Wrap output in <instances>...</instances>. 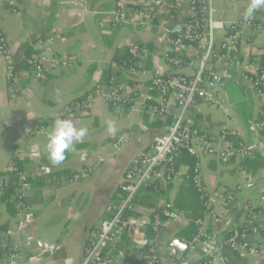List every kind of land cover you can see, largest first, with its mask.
Here are the masks:
<instances>
[{
    "label": "crops",
    "instance_id": "1",
    "mask_svg": "<svg viewBox=\"0 0 264 264\" xmlns=\"http://www.w3.org/2000/svg\"><path fill=\"white\" fill-rule=\"evenodd\" d=\"M247 3L248 0H212L215 19L225 27L215 31L210 62L220 71L224 82L214 84L220 105L199 101L198 127L220 144L218 134L224 128L239 141L257 144V151L264 154V130L251 129L253 123L264 122V92L257 93L241 79L243 69L249 68L251 62L264 60V9L251 18L253 23L242 33L239 50L234 53L239 64L229 67L221 47L231 24L238 19L245 20ZM128 7L151 10L156 23L149 24L141 15L135 17V22H112V13ZM191 10L186 4L180 16L190 14ZM172 24L168 9L153 6L152 0H0V31L7 38L11 52L8 61L0 52V173L17 159L33 182L27 196L33 216L29 224L19 223L18 206L3 202L0 189V225L9 235L8 243L0 239L1 261L9 263V253L16 252L21 258L14 264L82 263L101 219L113 214L121 200L119 186L126 170L166 127L142 106L149 100L161 101L150 90V82L151 76L169 72L162 46L166 29ZM49 38H53L46 43L49 53L71 56L76 62L67 69H51L44 78L35 80L29 70L30 59L25 63V56L28 51L37 52V43ZM133 44L147 57L148 73L119 74L120 81L131 85L133 101L117 111L97 95L111 78L107 71L110 62L129 55ZM197 54L195 46L187 47L186 55L192 65L182 68L183 72H195ZM9 64L19 73L20 91L15 99L8 95ZM88 98L93 100L87 108L68 110L73 101ZM58 118L71 119L77 127H86L88 134L60 166H53L44 145L47 132ZM107 120L116 125L115 133L107 131ZM40 123L43 124L39 126ZM119 137L125 138V142L117 146ZM34 149L38 157L33 155ZM216 160L221 159L212 156L198 159L205 188L209 192L215 188L228 189L234 192L237 201L230 209L218 208L226 216L221 222H212L204 210L199 218L204 220L200 228L204 230L203 237L209 238L202 240L201 237L200 242L189 245L187 254L180 251L166 255L175 238L190 242L176 236L187 226L188 219L180 212L178 219L170 220L158 237L161 242L158 251L164 264H201L198 260L208 256V245L221 240L227 227L245 223L246 203L255 202L264 192V169L251 175L245 172L242 160H221L240 164L238 178L230 182L223 173L228 167L221 171L213 168ZM83 172L87 174L82 176ZM182 183L170 184L171 199ZM147 198L155 205H162V198L155 192ZM151 211L149 207H137L143 219ZM261 217V233L248 234V239L258 246L262 256L248 254L241 257L243 264H264V205ZM109 253L121 264H146L143 252L128 240L110 248Z\"/></svg>",
    "mask_w": 264,
    "mask_h": 264
},
{
    "label": "built area",
    "instance_id": "2",
    "mask_svg": "<svg viewBox=\"0 0 264 264\" xmlns=\"http://www.w3.org/2000/svg\"><path fill=\"white\" fill-rule=\"evenodd\" d=\"M165 0H152V4L158 8H167L164 5ZM197 3L204 13L203 22H186L179 23L180 18L172 17L173 24L166 29L163 39V55L168 64L169 72L165 75L151 76L150 90L155 92L161 98V101L152 103L145 102L142 109L156 119L167 123L169 117L172 121L168 123L161 136L157 137L145 149L139 157L134 160L120 183L119 191L121 200L119 201L115 212L105 216L97 226L94 238L87 248L81 264H121L109 253V249L123 243L125 236H129L128 241L131 242L140 252H143L146 264H164L160 257V252L154 245V241L148 238L146 229L148 225H152L154 232L160 234L169 226L172 219H178L180 212L177 211L171 203L164 205L161 211L152 209L147 219L136 217L132 214L136 209V201L138 197L148 196L150 185H159L167 187L170 184L182 183L186 178L190 177L186 169L179 164L181 154H190L200 159L202 156L217 157L221 160L230 161L232 159L244 160L253 158L258 150L257 144H250L244 141H231L229 138L231 133L222 128L219 131V138L222 144L215 142L206 133L198 127V116L201 113L198 103L200 100L206 103L221 104L214 89L215 77L221 75L220 71H214L209 68V62L214 55V38L215 31L218 28H224L222 21L215 19V8L212 0H172L169 5L176 8V12L181 15L185 10L186 4L193 8V4ZM169 11V9H168ZM170 14V12H169ZM141 15L149 24H155V14L143 7H128L111 14L112 22L122 24L123 22H135L136 16ZM253 20L238 19L230 26L229 35L224 38L221 44L223 49V57L226 63L234 66L233 55L239 50V41L245 28L250 27ZM179 27V33H174V27ZM37 43L36 53L29 61V70L35 80L45 77L47 71L51 69H67L75 62V58L71 56H57L49 54L46 43L52 41ZM187 40L197 42L195 47L198 49L197 65L195 72L189 75L183 72L182 68L177 67L179 60L171 55L174 49L187 51ZM205 42V43H204ZM134 55V64L132 67L121 66L116 62H110V67L114 74L111 76L108 84L98 93V97H102L115 110L119 111L125 104L133 101L131 85L127 81H120L118 73L123 74L132 71L138 74L148 73L146 69L147 57H143L142 49L133 44L130 47ZM0 52L5 56L7 61L10 59L11 52L5 35L0 31ZM248 70H263L260 74L251 75L244 72L241 79L250 88L259 94H263L264 90V65L256 60L248 65ZM6 78L8 81V95L12 99L17 98L20 91L19 73L14 65L9 64L6 70ZM93 98L75 100L68 110H81L89 106ZM251 129L264 130V122L253 123ZM125 138L119 137L115 144L122 145ZM33 155L38 157L36 150ZM16 175L20 180L17 197L15 199L18 204L16 217L19 223L29 224L32 219L31 207L27 201V196L32 190L33 182L29 173L25 170L14 168ZM49 171V168H46ZM87 172H83L85 176ZM192 178L198 190L206 197L204 203L205 215L212 222L224 221L226 216L218 211L219 207L231 208L233 203L237 201L234 192L224 188H215L209 192L203 182L202 170L200 163H197ZM5 180L0 178V188H2ZM264 205V192L259 195L255 202H248L244 207L245 223H238L229 226L224 231V235L219 241L208 245L210 260L201 264H232L228 257L214 252L226 242V246L236 251L241 257L250 254L253 256H262L256 244L251 243L248 234L259 235L262 230V206ZM168 219V220H164ZM204 220L199 219L198 223L202 226ZM204 230L201 227L197 236H195L189 245L200 242L203 237ZM10 261L7 264H14L15 260L21 258L16 252L9 253ZM0 264H6L0 259Z\"/></svg>",
    "mask_w": 264,
    "mask_h": 264
},
{
    "label": "trees",
    "instance_id": "3",
    "mask_svg": "<svg viewBox=\"0 0 264 264\" xmlns=\"http://www.w3.org/2000/svg\"><path fill=\"white\" fill-rule=\"evenodd\" d=\"M172 0H165L164 5L167 6V8L169 9L170 15L172 17H177L180 18L178 21L179 23H186V22H203L204 20V13L202 12V10L199 8V6L197 5V3L193 4V8L191 10L190 14H186V16L181 17L180 14H178L176 12V8L172 7L170 4ZM156 23V20H155ZM174 27V33H179V27L177 26H173ZM186 44L188 45H192V46H196L198 45L197 42H193L191 40H187ZM36 52H32V51H28L26 53L25 56V60L24 62L26 63V61H28L29 59L32 58V56L35 54ZM171 55L175 58H177L179 60V63L177 65V67L179 68H184L187 66L192 65V61L191 59L188 57V55H186V51L185 50H180V49H174L171 52ZM233 57V63L234 66H236L238 63V61L236 60V58ZM134 55L131 53H129V55H127L126 57H123L120 60L116 59V63H118L119 65L123 66H128V67H132V65L134 64ZM263 65H264V60L262 61ZM209 68H211L214 71H218L217 68H215L214 66L211 65V62H209ZM110 72V77L114 74V71H112V68L109 66L107 68ZM263 70H259V69H255V70H248L245 69L244 72L249 73V74H260ZM121 73H118V76ZM189 75H192L191 73H188ZM109 77V78H110ZM264 90V87H263ZM150 103H152L153 101H150ZM132 104V102H129V105ZM172 121V118L169 117L167 120V123H164L160 120H158L157 122L160 123V125L165 126L168 123H170ZM43 123H40V125H42ZM231 141H236L238 142L239 139L235 136V135H231L229 138ZM198 163V159L193 156V155H188V154H181L180 160H179V164L180 165H185L186 168V172L187 174L190 176L188 178H186V180H184V182L182 183L181 187L178 189V191L176 192L175 196L173 197V199L170 198L169 196V189H170V185L167 187H161L159 185H150L148 187V191H155V193H157L161 198H162V205H155L153 203H151L149 201V198H147V196H142V197H138L137 201H136V209L135 211L132 213L134 214L136 217H139V213L137 212V207L138 206H143L145 208H152V209H156L157 211H161L162 207L164 205H167L169 203H171L173 205V207L181 212L183 214V216L188 219L189 223L187 224V226H185L183 229H181L180 231L177 232V237H183L188 241H192V239L198 235L199 230H200V224L198 223L199 218H201L203 216V212L205 210L204 207V203L206 201V197L203 196V194L198 190L197 186L194 183V180L192 178L193 175V171L196 167ZM243 168L245 169V172L247 174H257L260 170L264 169V154L261 153L260 151H256L255 155L253 158L250 159H244L241 161ZM18 167L20 170H24L23 165L21 164V162L19 160H15L14 163L4 172L0 173V178L4 179L5 182L2 186L1 189V199L3 202L5 203H12L15 204L16 206H18V204L16 203L15 199L17 197V193H18V188L20 186V180L18 175H16L14 168ZM164 220H168L165 219ZM164 231V230H163ZM162 231V232H163ZM161 232V233H162ZM146 233L148 238L152 239L154 241V245L156 246V248L158 250H160L161 248V242L159 241V235L156 232H154L152 225H148L147 229H146ZM2 238V240L6 241V243H8V239H9V235L7 234V229L4 228L2 225H0V239ZM207 238H209V236L207 235ZM206 237H202V240L207 239ZM129 239V236H125V240L127 241ZM2 246L0 245V252H2ZM214 252L216 253H220L221 255L228 257L229 261H231L232 264H243L242 260H241V256L236 252L233 251L231 249H229L226 246V242H223L221 244V246L219 248H217ZM210 260V256H205L201 259L198 260L199 263H206Z\"/></svg>",
    "mask_w": 264,
    "mask_h": 264
},
{
    "label": "clouds",
    "instance_id": "4",
    "mask_svg": "<svg viewBox=\"0 0 264 264\" xmlns=\"http://www.w3.org/2000/svg\"><path fill=\"white\" fill-rule=\"evenodd\" d=\"M261 9H264V0H248L244 10L245 19L254 18ZM106 129L110 134L117 131L116 125L111 120L106 121ZM87 134L86 127H77L71 119H56L46 134L44 145L50 163L53 166H60L67 155L74 151L75 145L82 141Z\"/></svg>",
    "mask_w": 264,
    "mask_h": 264
},
{
    "label": "rangeland",
    "instance_id": "5",
    "mask_svg": "<svg viewBox=\"0 0 264 264\" xmlns=\"http://www.w3.org/2000/svg\"><path fill=\"white\" fill-rule=\"evenodd\" d=\"M49 54H51V53H49ZM212 166H213L214 169H216V168H217V170L220 169L219 171H221V169H223V168H227L228 167L229 170L227 169V171H224L223 173L225 175H228L227 178H228V181L230 180V182H233L234 179L236 180L238 178V176L236 175L237 171L240 169V164H239L238 161H232V162H229V163H225V162H223L221 160H216V161H213Z\"/></svg>",
    "mask_w": 264,
    "mask_h": 264
},
{
    "label": "water",
    "instance_id": "6",
    "mask_svg": "<svg viewBox=\"0 0 264 264\" xmlns=\"http://www.w3.org/2000/svg\"><path fill=\"white\" fill-rule=\"evenodd\" d=\"M215 81L224 82L223 78L220 76H216ZM180 251L184 254H187L190 251V246L186 241L182 240L181 238H175L171 243V248L166 251V255H169L170 253L172 255H175L178 254Z\"/></svg>",
    "mask_w": 264,
    "mask_h": 264
}]
</instances>
